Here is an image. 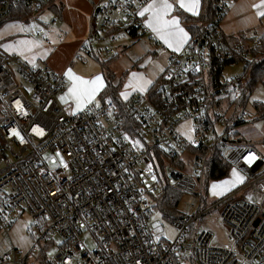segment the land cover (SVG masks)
<instances>
[{
	"label": "built area",
	"instance_id": "obj_1",
	"mask_svg": "<svg viewBox=\"0 0 264 264\" xmlns=\"http://www.w3.org/2000/svg\"><path fill=\"white\" fill-rule=\"evenodd\" d=\"M49 1L0 0V21L21 2L37 9ZM148 1L101 0L75 58L94 57L93 42L109 36L114 23L123 25L116 38L131 37V27L143 31L138 13ZM214 9V18L188 46L170 55L154 95L123 99L138 132L126 128L110 98L73 112L59 98L64 74L0 47V229L27 210L34 221L30 252L44 249L42 259L52 264H264V152L240 133L261 117L246 109L247 99L239 102L244 73L224 77L225 67L219 80L210 73L212 60L227 66L240 50L249 57L261 39L252 38L245 50L230 46L221 28L230 5ZM37 33L50 41L43 27ZM215 151L246 178L202 209L204 169ZM249 154L255 156L251 163L244 159ZM165 183L199 199L194 214L173 223V240L158 238L149 222L153 195ZM217 207L223 242L214 228L196 226ZM28 254L8 249L0 264H21Z\"/></svg>",
	"mask_w": 264,
	"mask_h": 264
},
{
	"label": "rangeland",
	"instance_id": "obj_2",
	"mask_svg": "<svg viewBox=\"0 0 264 264\" xmlns=\"http://www.w3.org/2000/svg\"><path fill=\"white\" fill-rule=\"evenodd\" d=\"M80 1L83 2L86 6L88 4L90 6H94L97 4L98 0H94L92 3L91 0H77L76 3H64L63 6L59 9V12L64 13V17L66 21L67 17L70 19L69 23L70 25L67 26L65 29L62 27V17H60V13L58 11H52L47 10L42 15L39 12H35L34 16L32 14L31 17L28 19H24L21 21L22 27L25 31V34L31 37H36L40 41H44L47 46L51 45L52 52L54 51L53 55H50V57L44 61L41 60L36 65H48L53 71L58 72L59 69L65 62L70 61V58L75 57L77 54L74 47H73V36H76L79 33V22L80 19L79 12L82 11V9H79ZM99 4V3H98ZM54 18H57L59 20L58 24H52V20ZM61 18V20H60ZM78 24V26H77ZM39 27H43L46 32L51 33V39L53 41L52 44L48 43L45 39L46 37L37 35V30ZM62 29V30H61ZM74 33H73V32ZM59 36V38H58ZM79 36V35H78ZM104 36V35H103ZM56 40H58L56 42ZM104 43L103 46L106 47H113L115 50V53L118 54L117 59L115 61L123 60L121 66V72L117 71V73L114 72L116 76V82L114 81V84L118 85L119 82H122V90L126 89L125 85L129 83L130 79L135 82V80L139 79L140 77L133 78L132 73H138L142 74V77L146 75L148 68L146 69L145 66H142L144 62V59L142 60V54L144 53L142 49H139L140 46L145 47L143 42L145 41V38H142L139 40L132 41L131 39L125 38L120 39L117 38L115 41H110L109 39L102 40ZM97 41V43L102 42ZM59 42V43H58ZM96 45L98 46V44ZM93 45H95V42H93ZM126 48L124 52V48ZM50 48V47H49ZM78 51V50H77ZM113 54L106 53L105 51L101 55V60H106L112 57ZM84 55H82L81 59H76L77 62L81 61ZM142 57V58H141ZM166 58V56H165ZM75 60V58H73ZM84 63L87 65L86 70L88 72L94 73L96 71H100L99 73L102 74V64L99 62V60L96 57H88L87 59L84 58ZM150 66V65H148ZM117 69V68H116ZM146 69V70H144ZM235 73H245L244 69V63L242 62H231L229 63L224 71V77L231 76ZM104 74V73H103ZM132 87H128L127 89H130ZM140 94L145 95L146 91L141 92ZM97 101H100L98 98ZM256 102H260L264 104V81H260L258 84L255 85L253 89L250 90L247 98L246 103V109L253 115L259 117L257 106L255 105ZM248 130V131H246ZM241 136L245 140H251L254 143H257L262 146L264 149V117L258 118L255 120V122L252 125H247L244 128L242 126L240 127ZM246 131V132H245ZM53 167V166H52ZM233 170V169H232ZM232 170L228 173L226 177H223L222 179H219L217 181H213L210 184L209 192H208V199L207 202H213V201H219L222 197L229 194L231 191H233L235 188L239 187L242 182L237 183L234 187H229L227 191H225L222 195H214L212 190V185L217 184L219 185L221 181L226 180H233L235 179L232 176ZM240 176H242L245 180L246 175L240 170L237 171ZM219 190V189H217ZM246 194V192H245ZM159 195V194H155ZM162 194L159 195V198L157 199V205L159 206L160 203H162ZM253 201H257L258 197L257 195H249ZM152 203H154L152 201ZM199 206V199L197 195L186 192L180 202L178 203V209L180 212L192 215L196 212L197 208ZM13 223L8 227L7 230L0 229V257L1 255L11 248H16L22 255L28 254V261L27 264H49L47 262L46 258H40V261L38 263L36 258L39 256V253L32 254L30 252V249L33 245V233H34V227L33 219L31 218L29 212L27 210H24V212L20 215H16L12 217ZM150 225L153 228L154 234L158 238H163L166 240H173L177 236V230L173 227L172 221L167 220L163 217L162 213L160 212V209L153 208V210L150 212V219H149ZM196 226H198V229L202 228H214L218 234V237L221 238V241L223 242L226 237V232L222 226L221 223V217L219 216V208H213L209 212H205L203 217L196 221ZM87 243L90 245V247L96 246V241L92 238H88ZM56 250V247H51L48 249V255L52 256ZM42 259V260H41ZM49 260V259H48Z\"/></svg>",
	"mask_w": 264,
	"mask_h": 264
},
{
	"label": "crops",
	"instance_id": "obj_3",
	"mask_svg": "<svg viewBox=\"0 0 264 264\" xmlns=\"http://www.w3.org/2000/svg\"><path fill=\"white\" fill-rule=\"evenodd\" d=\"M76 1L77 0H50L48 3L41 4L42 8L36 9L34 7L35 11L32 14L34 16L35 12H39L42 15L47 10H52V11L54 10V11L59 12V9L63 6L64 3H72V2L76 3ZM98 1L101 2V0H98ZM91 2L93 3L94 0H91ZM100 2H98V3L100 4ZM149 2H150V0L148 1V3ZM169 2L174 5L172 12L169 14L170 17L171 16H177L179 18L180 26L188 33V39H187L186 43L179 50V51H183L188 46V43L190 42L191 33L188 30L186 24L182 21L180 14H179V11H183V12L190 14V15H197L201 11L202 2H201V0H199V7L197 9L196 14H193V12H190V11L185 10L184 8H181L179 6V4L176 2V0H169ZM98 3L95 4L94 6H90L89 4H88V6H86L83 2L80 1L79 9H82V11L79 12V15H80V19L78 20V22L80 24L79 25V33L76 36H73V39H74L73 47H74L76 53H78L81 45L86 41V39H88V37L91 33V30L93 27V21H94V17H95V11L99 6ZM227 3L230 5V10L223 17V19L221 21V28H222V31L225 35L226 40L232 41L235 38H241L242 36H246V38L249 39V44H250L252 41V40H250L251 38H260V36H263V34H264V16H259V15H257V13H258V11H264V5H261L259 8L253 7V5H260V0H234V1L229 0V1H227ZM59 13H60V17L63 18L61 21L62 22L61 28L65 29L67 26L70 25L69 24V23H71L70 19L67 17V20L63 21V20H65L64 13L61 11ZM147 15L148 14L145 13L144 16H141L143 19V22L147 19ZM54 19H56V22L54 24H58L59 20L57 18H54ZM60 20H61V18H60ZM21 21L22 20H16V19L7 20L0 26V47H2L3 49H5L9 52L19 53L23 58H25L27 61H29L31 63L41 64L38 62H40L41 60L46 61L50 57V55H53L54 51L52 52L51 45L47 46L45 44V42H44L45 40L40 41L36 37L34 38V37H31V36H28L27 34H25V31L21 30V28H23ZM77 26H78V24H77ZM39 28H41V27H39ZM36 34L39 35L38 33H36ZM50 35H51V33H50ZM40 36H42V35H40ZM58 38H59V36H58ZM126 38L131 39L132 41H134V40L140 41L142 38H145V41L143 42L145 47L140 46L139 49H142L144 52L142 54L143 58L142 57L141 58H142V60L144 59L145 63H143L142 66H145V67L147 66L146 69L148 68L146 75H144L142 78L144 80H150L151 81V84H149L145 90L147 92L150 89L151 85L161 76V74L165 70L170 55L173 52H179V51H174L167 44H165L161 39H159V37L154 32H152V30L150 28H148L145 25V23H144V30L141 31V34L138 37L135 38L132 36L131 37L128 36ZM104 39L110 40L108 35H106L102 40H104ZM120 39H125V38H120ZM19 41H30L32 43L25 45V44H19L18 43ZM57 41L58 40H56V42ZM47 42L50 44L53 43L51 38H50V41L47 40ZM96 43L97 42H95V45H93V49L95 51V54L101 58L102 53L104 51L106 52V50L111 48V47L103 46L102 44L104 43V41H102L101 43H97L98 46L96 45ZM126 48L127 47H125L123 49L124 52H125ZM111 54L114 55L115 51H114V53H111ZM165 56H166V58H165ZM73 58H75V57H73ZM73 58H70L71 62L67 61L60 68H58L59 71L57 73H62L65 75L67 70L71 69L72 73L74 75L82 77L83 79H87V80H91L92 78H94L96 76H100L102 78V81H103V87L100 88V90L96 93L94 101H97L98 98L100 99V101H102L100 94L103 92L104 88L106 87V78H105L103 72H101L102 74H100L99 73L100 71H96L94 73L89 74L90 72H88L86 70L87 65L84 63L85 62L84 58H86V59L88 58V56H86V55H84L82 60L79 62L76 61V58H75V60ZM122 62H123V60H120V61L114 60L112 63H110L109 66L113 72L117 73L116 70L121 72V66L120 65L122 64ZM148 65H150V66H148ZM161 68H163V71L160 70ZM146 69H144V70H146ZM116 81L117 80L115 78V82ZM71 84H72V81L70 80V78L68 76H66V83L59 93V98L61 96H64L65 101H62L61 99L60 100L63 103H66L67 105H69L70 109L73 112H78V111L82 110L84 107H86L88 104L77 110L74 99L71 98L70 94L66 95V93H68V88L71 87ZM121 84H122V82H119V85H120L119 95L121 96L122 99H125V97L122 96L121 93H127L128 94L127 98L130 97L134 93H141V91L139 89L134 90L133 88H130V89L126 88V89L122 90ZM245 126H247V125H243L242 128H244ZM246 131H248V130H246ZM240 133H241V131H240ZM242 139H243V137H242ZM243 140L247 141V143H250V144L257 146L261 151L264 152V149L262 148L261 145L254 143V141L252 142L251 140H245V139H243ZM232 169H233V167L231 168V170ZM235 169L237 171H239L237 168H235ZM41 256H42V254L40 251L39 256L36 258V260H37L36 263H38L40 261V258H42ZM29 263H30V261H29Z\"/></svg>",
	"mask_w": 264,
	"mask_h": 264
},
{
	"label": "trees",
	"instance_id": "obj_4",
	"mask_svg": "<svg viewBox=\"0 0 264 264\" xmlns=\"http://www.w3.org/2000/svg\"><path fill=\"white\" fill-rule=\"evenodd\" d=\"M229 0H201L202 7L201 11L197 15H190L183 11H179L180 17L182 21L186 24L188 30L191 33V36L196 35L200 32L204 25L215 16V9L214 6L217 3L226 2ZM232 1V0H230ZM234 1V0H233ZM35 8L27 3L21 2L14 7L11 14L4 20L0 21V26L7 20H24L28 19L30 15L35 11ZM123 28V25L119 22L114 23L111 29H109L108 34L111 41L116 40V33ZM132 37H138L141 34V31L136 27L128 28ZM261 44L258 48L253 49L249 48L250 56L244 57L242 51L240 50L236 56L234 61L244 63L245 69V88L243 92V97L240 99V103H244L245 100L248 98V94L251 89L255 87L260 81H264V34L260 36ZM252 40V38L250 39ZM227 43L235 47L237 44L242 45V50L248 49L249 47V39L246 36H242L241 38H235L232 41L226 40ZM236 42V43H235ZM96 55V54H95ZM99 62H101L102 71L106 78V87L104 88L103 92L100 94L101 100H105L106 98L112 99L116 104L120 107L121 113L123 115L125 126L131 132H138L140 130L139 124L135 121L133 114L128 110L125 101L119 95L120 85L114 84L115 81V74L110 68V63H112L115 59H117L118 54L115 53L111 58L106 60H101L98 55L95 56ZM212 74L215 80H219L224 68L226 67V63H218L215 60H212ZM218 78V79H216ZM156 89V82H154L150 89L148 90V95H154ZM255 105L257 106L258 116L263 118L264 117V104L260 102H256ZM159 163L161 167H163L164 160L163 158L159 157ZM231 165L223 160L222 156L220 155L219 151H215L211 154V157L204 169V179H205V195L202 199L201 208L203 209L208 205L207 198L208 192L211 182L217 181L226 177L228 173L231 171ZM162 196V203L157 205L159 195ZM185 192L180 189L174 188L169 186L167 183L164 184L162 191L159 195H153V208L160 209L163 217L167 220L172 221V224L179 218L186 215L185 213L180 212L178 209V203L184 196ZM153 210V209H152ZM44 249L41 250V254L43 257ZM29 263L28 259H25L21 264ZM49 264H52L51 262Z\"/></svg>",
	"mask_w": 264,
	"mask_h": 264
},
{
	"label": "snow or ice",
	"instance_id": "obj_5",
	"mask_svg": "<svg viewBox=\"0 0 264 264\" xmlns=\"http://www.w3.org/2000/svg\"><path fill=\"white\" fill-rule=\"evenodd\" d=\"M181 8L196 14L199 7V0H176ZM264 5V0H260V5H253V7L259 8ZM174 5L169 0H150L144 7L139 11L140 16H144L147 13V19L144 21L145 25L154 32L159 39L167 44L174 51H179L181 47L186 43L188 39V33L180 26L179 18L177 16H171ZM257 15L264 16V11H258ZM21 30H24L21 28ZM19 44H31L30 41H19ZM163 71V68L160 69ZM66 76L72 81L71 87L68 88V93L71 98L74 99L77 110L83 106L92 103L96 96V93L103 87V81L100 76H96L91 80L83 79L82 77L76 76L72 73L71 69H68L65 73ZM132 77H140L139 79H130L129 83L125 85L126 88L132 87L134 90L139 89L141 92L145 91L147 86L151 84L150 80H144L142 74L132 73ZM122 96L127 98V93H121ZM60 99L65 101V97L61 96ZM98 106V102H97ZM34 131H36L34 129ZM19 135L18 133H16ZM38 134H42V131ZM248 163H251L255 156L249 154L244 158ZM63 162V161H61ZM232 176L233 180L221 181L219 185L213 184L212 190L214 195H222L229 187H234L237 183L243 182V177L239 175L237 170L233 168ZM219 189V190H217ZM251 199V197H249Z\"/></svg>",
	"mask_w": 264,
	"mask_h": 264
},
{
	"label": "water",
	"instance_id": "obj_6",
	"mask_svg": "<svg viewBox=\"0 0 264 264\" xmlns=\"http://www.w3.org/2000/svg\"><path fill=\"white\" fill-rule=\"evenodd\" d=\"M97 12H98V9H96L95 14H97Z\"/></svg>",
	"mask_w": 264,
	"mask_h": 264
}]
</instances>
